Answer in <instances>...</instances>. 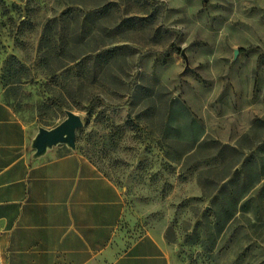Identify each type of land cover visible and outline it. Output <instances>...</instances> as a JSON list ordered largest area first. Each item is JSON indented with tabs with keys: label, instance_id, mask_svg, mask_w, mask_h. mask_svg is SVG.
<instances>
[{
	"label": "rangeland",
	"instance_id": "1",
	"mask_svg": "<svg viewBox=\"0 0 264 264\" xmlns=\"http://www.w3.org/2000/svg\"><path fill=\"white\" fill-rule=\"evenodd\" d=\"M0 100L35 134L81 117L128 238L264 264V0H0Z\"/></svg>",
	"mask_w": 264,
	"mask_h": 264
},
{
	"label": "crops",
	"instance_id": "2",
	"mask_svg": "<svg viewBox=\"0 0 264 264\" xmlns=\"http://www.w3.org/2000/svg\"><path fill=\"white\" fill-rule=\"evenodd\" d=\"M0 100V264H172L151 233L122 232L119 188L83 155L54 146Z\"/></svg>",
	"mask_w": 264,
	"mask_h": 264
},
{
	"label": "water",
	"instance_id": "3",
	"mask_svg": "<svg viewBox=\"0 0 264 264\" xmlns=\"http://www.w3.org/2000/svg\"><path fill=\"white\" fill-rule=\"evenodd\" d=\"M181 54L184 55L183 52ZM65 114L66 117L50 129L38 127L37 133L31 141L35 157L44 154L48 149L58 144H64L71 150H75L76 130L82 126V120L78 114L71 110H65Z\"/></svg>",
	"mask_w": 264,
	"mask_h": 264
}]
</instances>
